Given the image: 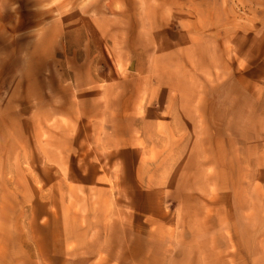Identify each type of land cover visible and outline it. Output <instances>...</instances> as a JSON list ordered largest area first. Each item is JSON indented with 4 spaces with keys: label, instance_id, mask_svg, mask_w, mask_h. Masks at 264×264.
Returning <instances> with one entry per match:
<instances>
[{
    "label": "rangeland",
    "instance_id": "rangeland-1",
    "mask_svg": "<svg viewBox=\"0 0 264 264\" xmlns=\"http://www.w3.org/2000/svg\"><path fill=\"white\" fill-rule=\"evenodd\" d=\"M0 264H264V0H0Z\"/></svg>",
    "mask_w": 264,
    "mask_h": 264
}]
</instances>
